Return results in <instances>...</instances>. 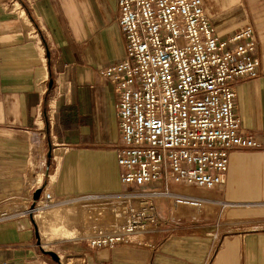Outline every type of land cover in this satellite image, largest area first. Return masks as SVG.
Wrapping results in <instances>:
<instances>
[{"label": "crops", "instance_id": "obj_1", "mask_svg": "<svg viewBox=\"0 0 264 264\" xmlns=\"http://www.w3.org/2000/svg\"><path fill=\"white\" fill-rule=\"evenodd\" d=\"M240 1L222 0L237 2L228 12L219 3L208 7L203 0V6L219 40L246 23L253 27L262 74L239 83L237 113L241 132L260 142L264 152V0H247L248 7ZM116 6V0H0V264H66L69 257L81 258L82 264H264V227L216 228L214 215L177 214L165 198L181 194L224 206L234 200L161 194L160 183L155 191L143 190L165 199H153L161 220L111 247L91 246L65 226V236L52 238L53 229L67 222L44 229L36 220L41 208L74 209L69 204H38L31 218L32 194L42 186L52 190L55 202L105 200L104 195L131 190L120 182L113 148L118 97L99 73L125 54ZM236 153L230 156L227 196L264 197V157L251 159L263 165L259 174ZM240 164L250 167L235 171ZM244 171H254L251 182L241 176ZM173 185L168 184L172 190ZM214 192L220 195L219 188ZM50 244L62 251L60 262L46 253Z\"/></svg>", "mask_w": 264, "mask_h": 264}, {"label": "built area", "instance_id": "obj_2", "mask_svg": "<svg viewBox=\"0 0 264 264\" xmlns=\"http://www.w3.org/2000/svg\"><path fill=\"white\" fill-rule=\"evenodd\" d=\"M116 5L125 54L99 73L118 97L113 148L121 184L160 183L164 194L170 193L169 183L205 189L225 185L231 153L262 148L241 132L237 113L239 83L262 74L253 27L246 24L219 40L203 0H116ZM147 191H122L142 195L143 208H130L132 217L116 237L98 235L89 239L91 246L122 244L143 222L160 221ZM53 197L42 189L39 198L48 203ZM165 199L174 212L201 213L198 197ZM150 203L153 207L145 206Z\"/></svg>", "mask_w": 264, "mask_h": 264}, {"label": "rangeland", "instance_id": "obj_3", "mask_svg": "<svg viewBox=\"0 0 264 264\" xmlns=\"http://www.w3.org/2000/svg\"><path fill=\"white\" fill-rule=\"evenodd\" d=\"M240 1V0H239ZM247 0H241L240 2L243 3L244 7H248L249 5L245 4ZM260 2V0H259ZM205 3L207 4L208 7L214 5L215 7L218 8L216 3L221 6V10H224L228 12V10L233 6V4L237 3H231V4H225L222 2V0H205ZM224 3V4H223ZM226 12V13H227ZM207 13V12H206ZM221 13L222 17H227L228 13ZM247 24V23H246ZM245 26V25H244ZM258 55V54H257ZM256 55V56H257ZM259 58V57H258ZM260 60V59H259ZM51 100H49L50 103ZM48 106V105H47ZM53 106V105H52ZM51 106V107H52ZM49 111L47 114L51 115V110L53 109L48 107ZM46 108V109H48ZM237 155L243 156L247 159V164L246 165H251L253 163L254 171H258L260 174V169L263 168V165L261 163H256L253 162L251 159L252 157H264V152L263 149L259 150H252V149H242V150H236ZM250 166L245 167L243 164H240V166H235V171L239 170L238 172H242V170L248 169ZM254 171H251L250 173L248 172L246 174V171H244L241 176L245 177L248 179L249 182L253 180L255 177ZM258 175V174H256ZM228 178H229V171H228ZM260 178V176H259ZM258 178V179H259ZM230 179V178H229ZM259 183H261V180H256ZM257 182V183H258ZM262 185V184H261ZM151 187V189L156 190L159 186L158 184H150L147 186H144L142 188H135L134 186H130L132 190H143V188H148ZM176 189H171L169 188V192L171 193H182V194H191V195H206L210 196L214 199L219 198L220 200H234L235 204L230 203V206H224L223 201H211L209 203L203 202V200L199 199L202 203V208L201 211H204L208 215H214V226L217 228V225L219 226L220 229L224 228L225 230H231L232 228H238L240 229H246V228H251V227H264V197L263 195L260 197H228L227 192H228V181L226 185L223 187H217L220 189V195L214 192L215 189H205V188H196V187H189V186H180L177 184L173 185ZM43 187V186H42ZM263 187V186H262ZM235 188V186H234ZM263 192V190H262ZM120 193V192H119ZM169 194V193H168ZM90 197V196H88ZM88 197H80V198H75L73 200H70L69 202H54L51 203L50 205H60V204H69V206H74V209L70 207H62V208H57L55 210H52L50 212L51 217L50 218H45L43 219L44 223V229L45 228H50L53 224L54 221L56 222H67V223H59L60 226L56 227L53 229L52 233V238H57L61 236H65V232L63 234L61 233L65 229L67 230V227L70 228H75L73 230L75 236H79L82 239H84L85 242H87L89 245V237L94 236L100 232H114L116 231L123 223L129 220L130 216V208H133V211H136L138 209L143 208V204H140V200H132V199H125L123 200L120 194L116 195H104L103 197L106 198V200H103V206L100 204L94 205V208L89 210H85L82 208V204H80V200H83ZM98 197V196H94ZM102 197V196H101ZM78 199V200H77ZM155 200H162L164 198H159V197H153L152 198V204L155 205L153 202ZM165 200V199H164ZM244 200H263L261 203L255 205V204H250L251 202H244ZM78 201L77 203H75ZM231 202V201H230ZM120 204V205H118ZM158 204V202H157ZM37 205L35 204L34 208ZM120 208H117V207ZM40 207V206H39ZM38 207V208H39ZM78 207H81V212L77 211ZM31 209V213H35V211L38 209ZM171 208V207H170ZM186 209V210H184ZM33 210V211H32ZM172 210V209H171ZM186 216L188 215V212H190L189 215L191 217H197L199 214L193 215L196 212L188 209V208H181L180 213L185 214ZM179 214V212H176ZM212 213V214H211ZM193 215V216H192ZM201 215V214H200ZM158 217L155 218V221H148V222H143L142 226L136 227L135 232H144L147 231L149 228L153 227L154 223H156ZM65 226V229H64ZM62 227V228H61ZM217 235V231H213ZM41 234V233H40ZM50 247L52 249H55L54 244H50ZM56 251V250H55ZM62 253L61 252H57ZM61 261V260H60ZM62 263V262H61Z\"/></svg>", "mask_w": 264, "mask_h": 264}, {"label": "bare ground", "instance_id": "obj_4", "mask_svg": "<svg viewBox=\"0 0 264 264\" xmlns=\"http://www.w3.org/2000/svg\"><path fill=\"white\" fill-rule=\"evenodd\" d=\"M252 26V25H251ZM229 170V169H228ZM44 190L45 189V192H46V195L47 194H49L50 195V197H52L53 195H54V193L52 192V190H50V189H47L46 187L45 188H43V187H41V190ZM41 193V192H40ZM161 194H164V193H162V192H160ZM122 197V199L123 200H125V199H132V200H140V203H141V200L143 199L141 196L142 195H140V194H138V193H119ZM144 194L146 195V196H148V197H153V195H155V194H157L156 192H144ZM165 194H168V193H165ZM39 197H40V195H39ZM37 198L36 200H39L40 198ZM106 200V199H105ZM103 200H96V199H83V200H80V204H82V208L83 209H85V210H89V208L90 209H92V208H94V205H97V204H101L102 206H103V202H102ZM45 202H47V201H45ZM44 202V200L41 198L40 199V203H39V205L40 206H42V205H49V204H51V203H53L54 202V197H53V199H51L50 200V202H48V203H45ZM95 203H97V204H95ZM35 204L36 205H38L37 203H36V201H35ZM118 205H120V204H118ZM142 206H144V205H142ZM146 207H153V205L150 203V204H148V205H145ZM58 207H44V208H41V209H39L36 213H35V217H36V220L38 221V222H42V220L43 219H45V218H50L51 217V214H50V212L52 211V210H55V209H57ZM117 208H120L119 206L117 207ZM78 211V210H77ZM131 211V210H130ZM132 216L130 215L129 216V219L131 218ZM33 218H34V213H33ZM35 223H36V221H35ZM119 229L120 228H118L116 231H114V232H100V233H98V234H96V235H94V236H90L89 237V239H92V240H95V239H99V237L101 236L102 238H105V237H109V236H112L111 238H114V237H116L117 235H118V231H119ZM98 235H100V236H98ZM60 257V256H59ZM60 260H61V258H60ZM66 264H82V261H81V258H78V257H69V258H67L66 259Z\"/></svg>", "mask_w": 264, "mask_h": 264}, {"label": "water", "instance_id": "obj_5", "mask_svg": "<svg viewBox=\"0 0 264 264\" xmlns=\"http://www.w3.org/2000/svg\"><path fill=\"white\" fill-rule=\"evenodd\" d=\"M49 85H50V83H49ZM40 192H41V188L39 187V188H37L36 190H34V192H33V194H32L33 202L31 203V205H30V209H29V211H28L29 214L31 215V218H33V214L31 213V209H34L35 201H36V199L39 197ZM35 234H36V238L38 239V243L40 244V236H39V234H38L36 228H35ZM41 246H42V245H41ZM44 249H45V248H44ZM45 251H46V253L50 254L51 257H52L54 260L60 262L59 254H58L55 250L47 248V249H45Z\"/></svg>", "mask_w": 264, "mask_h": 264}]
</instances>
